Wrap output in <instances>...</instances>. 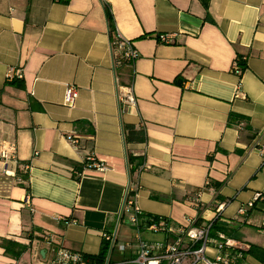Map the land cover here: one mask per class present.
I'll use <instances>...</instances> for the list:
<instances>
[{
  "label": "crops",
  "instance_id": "obj_1",
  "mask_svg": "<svg viewBox=\"0 0 264 264\" xmlns=\"http://www.w3.org/2000/svg\"><path fill=\"white\" fill-rule=\"evenodd\" d=\"M115 33L134 43L133 66L113 68ZM161 34L171 43H160ZM237 58L245 59L240 76ZM9 69L22 71L15 85ZM67 85L79 93L72 109L63 105ZM118 86L133 88L134 106L120 111ZM127 127L144 141L126 142ZM70 134L80 137L78 151ZM11 145L15 160L5 159L0 184V264H45V233L88 257L106 249L105 233L133 242L136 230L118 219L128 186L142 214L183 227L212 223V238L237 245L238 264H264L247 254L264 250V0H0V151ZM90 153L107 170H84ZM141 238L165 240L144 230ZM8 242L27 250L12 259Z\"/></svg>",
  "mask_w": 264,
  "mask_h": 264
},
{
  "label": "built area",
  "instance_id": "obj_2",
  "mask_svg": "<svg viewBox=\"0 0 264 264\" xmlns=\"http://www.w3.org/2000/svg\"><path fill=\"white\" fill-rule=\"evenodd\" d=\"M171 38V35L165 34L157 37L162 44H170ZM110 47L114 69L123 64L133 66L138 58L134 43L119 37L116 33L111 38ZM244 62V58H237L235 61L233 72L237 76H240L245 70ZM21 78V70L9 69L7 71V82L21 80ZM78 94L76 86L67 85L64 90L63 105L67 108H74ZM117 100L120 111H123L125 106H134L136 97L134 96L133 88L131 86H118ZM65 138L74 150L78 151L80 149V137L70 134ZM14 153L15 145H11L8 150L0 151V157L14 161ZM259 154L264 158V146L259 148ZM85 163L84 170L88 171L104 172L108 168L106 163L97 159L91 153L85 159ZM141 170H143V165L138 169V171ZM81 175L82 173H76L78 178ZM208 185V182L205 183V186ZM136 198V191L131 186H128L125 189L118 215L119 220H126L136 230L133 242L120 243L117 240L116 231L103 234L102 241L106 245L108 253L104 261L98 263L91 262L88 256L83 253L56 245L53 236L45 233L41 240L51 253V257L45 264H238L242 258L237 245L226 239L224 235L217 233L214 238L210 236V231L213 227L212 223L205 226H195L196 222L194 220H188V226L183 227L177 226L163 217L146 216L142 214L138 207ZM260 198V194L255 195L253 200L247 204V208H252L254 203ZM223 209L224 204L217 205L214 211V221H216ZM246 211V208L242 207L239 209L238 214L243 216ZM54 220L64 224L75 223L60 216L54 217ZM142 230L152 234H162L165 240L145 241L141 238ZM170 236L173 238L171 239ZM209 249H213L214 255L209 254ZM114 252L121 258L118 262H113L111 258ZM128 253H133L134 257L126 259L125 255ZM9 264L18 263L12 261Z\"/></svg>",
  "mask_w": 264,
  "mask_h": 264
},
{
  "label": "trees",
  "instance_id": "obj_3",
  "mask_svg": "<svg viewBox=\"0 0 264 264\" xmlns=\"http://www.w3.org/2000/svg\"><path fill=\"white\" fill-rule=\"evenodd\" d=\"M107 18L109 20V22L111 21V16L109 13H107ZM243 66H245L243 64ZM18 82H20V80H13L8 82V84L11 85H15ZM127 131V137H126V142L130 143V142H137V141H144V136L142 135V133L140 131H136L133 128L127 127L125 128ZM127 161L128 164H132V166H136L140 163V161L138 159H135L132 156H128L127 157ZM133 170V167H132ZM131 170V171H132ZM217 227V226H216ZM3 249L4 252L7 256H9L12 259L18 260L21 255L26 252L27 247L20 245L18 243H12V242H8L6 244L3 245ZM106 249L103 247V249L101 250V252L95 257H88L90 259L91 262H98V263H102L104 261V259L106 258ZM247 254L261 260L262 262H264V250H260L256 247H250L249 250L247 251Z\"/></svg>",
  "mask_w": 264,
  "mask_h": 264
},
{
  "label": "rangeland",
  "instance_id": "obj_4",
  "mask_svg": "<svg viewBox=\"0 0 264 264\" xmlns=\"http://www.w3.org/2000/svg\"><path fill=\"white\" fill-rule=\"evenodd\" d=\"M0 148H1V146H0ZM4 162H6L5 159H3V158L0 157V166H1V168H0V184L2 183V179L5 177L6 172H8V171H6V169L4 168L5 166H3V163H4ZM132 236H135V233L132 234ZM142 238L153 240V239H159L160 237H159V236H156V235L143 234V235H142Z\"/></svg>",
  "mask_w": 264,
  "mask_h": 264
},
{
  "label": "water",
  "instance_id": "obj_5",
  "mask_svg": "<svg viewBox=\"0 0 264 264\" xmlns=\"http://www.w3.org/2000/svg\"><path fill=\"white\" fill-rule=\"evenodd\" d=\"M41 256H42V257L44 256V251L41 252Z\"/></svg>",
  "mask_w": 264,
  "mask_h": 264
}]
</instances>
